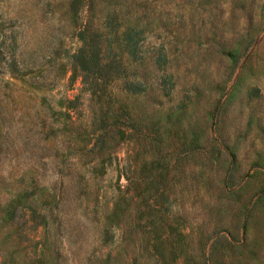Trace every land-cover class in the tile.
<instances>
[{
    "label": "rangeland",
    "instance_id": "obj_1",
    "mask_svg": "<svg viewBox=\"0 0 264 264\" xmlns=\"http://www.w3.org/2000/svg\"><path fill=\"white\" fill-rule=\"evenodd\" d=\"M72 1L0 0V39L14 33L16 53L37 57L24 74L0 68V264H33L42 241L46 264H169L148 245L159 221L190 232L186 253L199 260L203 241L210 264V247L224 264H264V0ZM106 16L110 40L125 44L132 28L137 41L110 82L114 106L145 108L148 128L102 161L90 151L94 99L57 67L75 27ZM136 72L145 91L123 90ZM155 192L168 198L152 214Z\"/></svg>",
    "mask_w": 264,
    "mask_h": 264
},
{
    "label": "trees",
    "instance_id": "obj_2",
    "mask_svg": "<svg viewBox=\"0 0 264 264\" xmlns=\"http://www.w3.org/2000/svg\"><path fill=\"white\" fill-rule=\"evenodd\" d=\"M75 1L73 0L70 4L71 8L74 10ZM102 23L99 27H94L85 22V24L75 27V31H73V35L76 36L77 44L72 48V50L68 48L63 49V56L60 58L65 61H58V69H71L74 73H78L81 76V81L88 91L90 97L89 100L94 99V102L90 104V109L96 115H94L93 122H96V126L91 129V132L96 135L98 143L95 144V147H91L90 151L93 153L94 148L98 150V155L101 156L102 161L106 157H110L113 154V145L118 143V141L130 140L133 137L139 139L140 136H143L145 133L142 131L143 129H147V125L143 123V113L146 111L145 108H140L136 111L135 109L128 108L127 103L120 97H115L118 101V106L115 108L114 106V92L110 86V82L120 77L121 73L124 71V63L123 61L129 56H133L136 54L137 50V41L131 36L132 28L125 29V44L120 42H114L115 40H110L109 37L111 32L112 36L115 34V30H113V26L110 23L109 17L106 16L102 19ZM117 43L113 45L111 43ZM16 39L14 33L9 41H6V34L4 33L2 38L0 39V62L1 60L5 61V65H1L0 68H5V70H10L14 73L24 74L29 69H33L35 67V62L37 57L33 58L32 61L29 59H25L16 53ZM116 50H119V53L116 54ZM58 52L57 49L54 50ZM51 51L50 59L56 60L58 58L57 54ZM124 51V53H123ZM117 55V57H116ZM125 55V59H124ZM159 58V57H158ZM59 59V60H61ZM124 59V60H123ZM137 77L134 81H125L123 90L128 91L129 89L135 93H142L145 91V86L143 85V81L141 78L145 77L143 72H136L134 74ZM54 79H51L53 82ZM154 100V98H153ZM135 111V112H134ZM118 117H114L116 115ZM112 119H115L116 123L111 122ZM131 120V124L130 121ZM137 122V123H135ZM136 126V127H134ZM151 129H149L148 133H151ZM154 135L155 134L151 133ZM147 142L144 143L139 142L140 148L137 151H140ZM151 144L154 148V152L152 156H154L152 161H156V159L160 156V151L158 149V143L156 139H151ZM195 146L190 143L186 147V151L194 152ZM173 154V153H172ZM187 154V153H184ZM97 155V156H98ZM177 160V159H176ZM95 167V165L93 166ZM161 171H155V178L152 181H156L158 178L159 184L162 180L165 179L163 177ZM128 178V177H127ZM157 181V182H158ZM128 187V186H124ZM140 192L137 191V195ZM167 195V196H166ZM151 198L153 201L147 204L143 210L152 211L156 213H162L160 205H156L154 200H159L160 198H168L167 192H155L151 193ZM161 196V197H160ZM16 199H19L16 198ZM15 201V199H14ZM22 202V201H21ZM20 202V203H21ZM28 206H32L28 204ZM126 207V205L124 206ZM116 205H113L111 209V214L116 210ZM138 212L142 211V207L137 206ZM248 211L244 214V218L241 223V231L244 232L247 223V215ZM108 226L107 224L103 225V227ZM124 229L120 231L122 237L125 238L126 234L129 232L127 227L122 226ZM155 231V235L150 239V243L148 244L150 248L155 250L160 262H164V258L169 256V253L173 255V259L168 261L169 264L174 262L175 257L178 255H183L181 264H210L208 256H205L204 253V242L201 243V251L202 255L200 260L196 257H192L187 254L188 242L185 239L187 234L190 235V232L185 233L181 229L177 228L176 225L171 223H167L166 221H159L155 227H153ZM214 240V239H213ZM212 240V241H213ZM162 243V246H160ZM212 244V242H211ZM47 246L45 241H42L40 244V253L36 257L33 264H46V259H48L45 254V247ZM211 245L208 246L207 250ZM216 247V246H214ZM210 259L213 264H224L221 259V254L213 250V247H210ZM226 264V263H225ZM235 264H244V262L237 259ZM246 264V263H245Z\"/></svg>",
    "mask_w": 264,
    "mask_h": 264
}]
</instances>
